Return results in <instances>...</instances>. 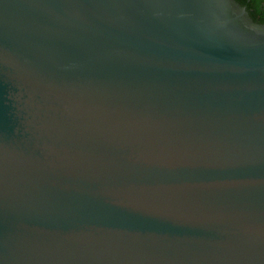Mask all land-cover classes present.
Instances as JSON below:
<instances>
[{
	"label": "water",
	"instance_id": "water-1",
	"mask_svg": "<svg viewBox=\"0 0 264 264\" xmlns=\"http://www.w3.org/2000/svg\"><path fill=\"white\" fill-rule=\"evenodd\" d=\"M0 264H264V38L225 0H0Z\"/></svg>",
	"mask_w": 264,
	"mask_h": 264
},
{
	"label": "clouds",
	"instance_id": "clouds-1",
	"mask_svg": "<svg viewBox=\"0 0 264 264\" xmlns=\"http://www.w3.org/2000/svg\"><path fill=\"white\" fill-rule=\"evenodd\" d=\"M225 8L231 23L243 34L264 38V21L246 18L245 10L235 0H225Z\"/></svg>",
	"mask_w": 264,
	"mask_h": 264
},
{
	"label": "trees",
	"instance_id": "trees-1",
	"mask_svg": "<svg viewBox=\"0 0 264 264\" xmlns=\"http://www.w3.org/2000/svg\"><path fill=\"white\" fill-rule=\"evenodd\" d=\"M244 5L251 18L264 21V0H236Z\"/></svg>",
	"mask_w": 264,
	"mask_h": 264
}]
</instances>
